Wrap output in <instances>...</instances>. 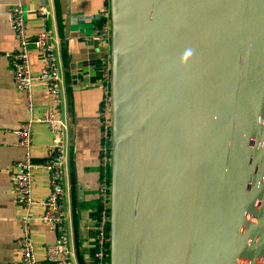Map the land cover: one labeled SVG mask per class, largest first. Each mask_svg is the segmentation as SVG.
<instances>
[{
  "label": "water",
  "instance_id": "water-1",
  "mask_svg": "<svg viewBox=\"0 0 264 264\" xmlns=\"http://www.w3.org/2000/svg\"><path fill=\"white\" fill-rule=\"evenodd\" d=\"M110 1V264H264V0Z\"/></svg>",
  "mask_w": 264,
  "mask_h": 264
},
{
  "label": "crops",
  "instance_id": "crops-1",
  "mask_svg": "<svg viewBox=\"0 0 264 264\" xmlns=\"http://www.w3.org/2000/svg\"><path fill=\"white\" fill-rule=\"evenodd\" d=\"M19 0H0V263H16L22 249L17 238L22 232L26 216L39 264H48V246L57 240V232L41 218L44 201L50 193L49 172L41 161L46 157L53 141L48 121H35L32 126L31 153L38 165L33 170L32 193L35 202L27 211L16 200L14 173L24 148L17 143L15 130L33 116L44 117L49 105L55 108V118L63 123V140L66 147L64 175L66 225L71 234L74 264H97L96 224L98 212L104 203L111 208L113 99L107 105V119L111 125L110 165L101 159L103 143L102 108L106 90L101 84L104 63L112 57V42H91L88 37L96 26L95 21L77 19L81 14L102 11L110 0H71L70 35L65 32L68 0H47L51 11L42 15L38 8L41 0H21L26 7V30L29 36L51 29L54 33L55 53L63 74L58 101L49 92L42 79L33 81V108L27 106L23 90L15 85L14 74L5 56L13 50L17 36L8 16L11 7ZM31 68L39 73L44 56L34 45L30 46ZM108 175L110 189L103 193V178ZM107 197V198H105ZM110 231V228H109ZM110 244V241H109ZM110 248V246H109ZM106 264H110V251Z\"/></svg>",
  "mask_w": 264,
  "mask_h": 264
},
{
  "label": "built area",
  "instance_id": "built-area-1",
  "mask_svg": "<svg viewBox=\"0 0 264 264\" xmlns=\"http://www.w3.org/2000/svg\"><path fill=\"white\" fill-rule=\"evenodd\" d=\"M110 3V2H109ZM38 11L42 15L51 13L48 1L41 0ZM80 21L91 20L96 22L94 30L88 39L91 42L107 41L112 42V15L110 6L107 5L102 11L95 14H81L77 16ZM9 23L14 30L18 44L13 50L5 51L14 74L15 85L25 92L27 106L31 110L34 104L33 81L42 79L47 89L54 96V101L58 97L62 88L63 74L57 61L55 53L54 33L51 29H45L34 36H29L26 30V7L19 0L14 3L9 11ZM34 44L44 56V64L39 73H34L31 68L30 46ZM112 80V57L108 56L104 63L103 77L101 84L106 90L103 102V143L101 148V159L107 168L110 165V137L111 125L107 119V105L111 96ZM55 108L49 105L44 117L35 118L33 116L25 119L15 132L18 135L17 143L21 145L25 152L22 158L17 161L18 169L14 173L13 179L16 186V200L23 209L29 210L35 202L32 193L33 170L38 165L31 153L32 126L37 120H46L50 123L53 131V141L50 144L47 155L42 159V165L49 172L50 193L44 201L45 211L41 218L48 224L50 229L57 232V240L48 246V264H74V253L71 248V234L66 225L65 189L64 175L66 170V147L63 140V123L54 116ZM103 193L107 194L110 189L108 175L103 178ZM107 198V197H105ZM22 232L17 238V243L22 249L21 259L14 264H39L35 254L34 242L30 234L28 216L25 217ZM110 208L104 203L101 205L96 224V253L97 264H106L108 250H110ZM0 264H12L2 262Z\"/></svg>",
  "mask_w": 264,
  "mask_h": 264
},
{
  "label": "trees",
  "instance_id": "trees-1",
  "mask_svg": "<svg viewBox=\"0 0 264 264\" xmlns=\"http://www.w3.org/2000/svg\"><path fill=\"white\" fill-rule=\"evenodd\" d=\"M108 228H110V222H109V224H108ZM109 251H110V250H108V256H109Z\"/></svg>",
  "mask_w": 264,
  "mask_h": 264
},
{
  "label": "clouds",
  "instance_id": "clouds-1",
  "mask_svg": "<svg viewBox=\"0 0 264 264\" xmlns=\"http://www.w3.org/2000/svg\"><path fill=\"white\" fill-rule=\"evenodd\" d=\"M186 55H190V53H186Z\"/></svg>",
  "mask_w": 264,
  "mask_h": 264
}]
</instances>
